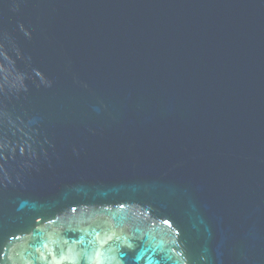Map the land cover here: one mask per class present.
<instances>
[{
	"label": "water",
	"instance_id": "1",
	"mask_svg": "<svg viewBox=\"0 0 264 264\" xmlns=\"http://www.w3.org/2000/svg\"><path fill=\"white\" fill-rule=\"evenodd\" d=\"M0 264H264V0H0Z\"/></svg>",
	"mask_w": 264,
	"mask_h": 264
}]
</instances>
